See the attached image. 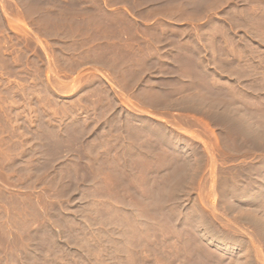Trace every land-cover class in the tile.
Wrapping results in <instances>:
<instances>
[{"label": "rangeland", "instance_id": "obj_1", "mask_svg": "<svg viewBox=\"0 0 264 264\" xmlns=\"http://www.w3.org/2000/svg\"><path fill=\"white\" fill-rule=\"evenodd\" d=\"M0 264H264V0H0Z\"/></svg>", "mask_w": 264, "mask_h": 264}, {"label": "crops", "instance_id": "obj_2", "mask_svg": "<svg viewBox=\"0 0 264 264\" xmlns=\"http://www.w3.org/2000/svg\"><path fill=\"white\" fill-rule=\"evenodd\" d=\"M154 12V11H153ZM156 13V12H155ZM130 17L131 18H133V19H137V18H139L138 16H136V15H131L130 14ZM167 16H165V15H162V14H154L153 15V18H166Z\"/></svg>", "mask_w": 264, "mask_h": 264}, {"label": "bare ground", "instance_id": "obj_3", "mask_svg": "<svg viewBox=\"0 0 264 264\" xmlns=\"http://www.w3.org/2000/svg\"><path fill=\"white\" fill-rule=\"evenodd\" d=\"M254 211V210H253ZM255 212V211H254Z\"/></svg>", "mask_w": 264, "mask_h": 264}]
</instances>
